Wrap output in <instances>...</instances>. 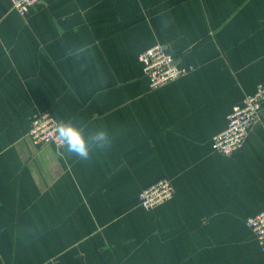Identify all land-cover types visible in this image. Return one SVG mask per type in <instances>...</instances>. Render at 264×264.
<instances>
[{
    "label": "crops",
    "instance_id": "0c3cea01",
    "mask_svg": "<svg viewBox=\"0 0 264 264\" xmlns=\"http://www.w3.org/2000/svg\"><path fill=\"white\" fill-rule=\"evenodd\" d=\"M194 69L157 89L139 54ZM264 83V0H0V264H264V111L244 148H212ZM51 112L111 145L87 161L35 146ZM176 188L153 209L142 190Z\"/></svg>",
    "mask_w": 264,
    "mask_h": 264
},
{
    "label": "built area",
    "instance_id": "2783aa9c",
    "mask_svg": "<svg viewBox=\"0 0 264 264\" xmlns=\"http://www.w3.org/2000/svg\"><path fill=\"white\" fill-rule=\"evenodd\" d=\"M40 1L10 0L11 9L26 15ZM138 58L142 64L143 74L147 77L152 89L171 83L194 69L192 65L180 64L176 55L161 43L146 48ZM263 111L264 83H260L241 103L233 105L228 115L227 126L212 139V148L227 156H232L243 149L253 125L262 118ZM57 121L58 119L49 111L34 114L28 133L32 144L40 146L54 143L58 147L62 146L55 132ZM175 192L173 181L165 177L140 192L139 204L145 209H153L172 199ZM247 225L254 232L264 252V209L250 216L247 219Z\"/></svg>",
    "mask_w": 264,
    "mask_h": 264
},
{
    "label": "clouds",
    "instance_id": "9594fccd",
    "mask_svg": "<svg viewBox=\"0 0 264 264\" xmlns=\"http://www.w3.org/2000/svg\"><path fill=\"white\" fill-rule=\"evenodd\" d=\"M55 132L65 151L84 161L91 158L94 148L105 150L111 145L106 130H96L86 136L83 129L71 121H57Z\"/></svg>",
    "mask_w": 264,
    "mask_h": 264
}]
</instances>
